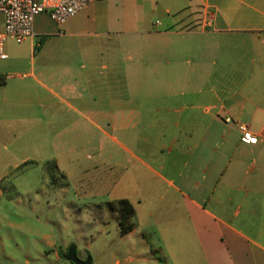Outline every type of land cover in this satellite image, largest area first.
<instances>
[{
    "label": "crops",
    "instance_id": "obj_1",
    "mask_svg": "<svg viewBox=\"0 0 264 264\" xmlns=\"http://www.w3.org/2000/svg\"><path fill=\"white\" fill-rule=\"evenodd\" d=\"M34 33L19 48L7 43L8 59L0 61V76L6 78L0 89V205L6 179L19 193L32 191L25 188L32 173L53 161L62 186H52L45 171L44 178L65 189L64 167L76 161V152L88 146L113 158L119 147L138 159L142 181L127 168L126 178L113 183L110 202L133 204L131 233L140 229L141 235L156 236L163 264H264V124L255 133L249 128L250 138L260 142L230 139L220 148L212 143L215 121L264 120V0H99L62 25L37 16ZM191 52L215 55L229 68L235 55L238 80L222 74L171 81L146 73L149 64L158 74L161 64H181L180 57ZM161 86L253 87L254 94L215 104L139 93ZM135 119L151 120L148 128L162 125L159 120H179L171 163L156 158L152 144L144 149L150 158L143 159L119 142L116 134L132 144ZM196 134V147L181 144L182 136L193 140ZM184 152L194 153L185 164L189 174L180 176L191 192H183L188 201L181 208L160 192V183L143 177L154 173L182 193L152 163L176 175ZM123 184L126 193L117 194Z\"/></svg>",
    "mask_w": 264,
    "mask_h": 264
},
{
    "label": "rangeland",
    "instance_id": "obj_2",
    "mask_svg": "<svg viewBox=\"0 0 264 264\" xmlns=\"http://www.w3.org/2000/svg\"><path fill=\"white\" fill-rule=\"evenodd\" d=\"M44 15L50 18L49 15ZM157 19L161 20V17L158 16ZM39 41L40 37H36V42ZM7 43L13 48L23 46L12 40ZM39 49L38 47L37 52ZM166 58L175 60V56ZM180 58H182L181 64L174 61L171 65L161 64L158 74L156 72L152 74V66L149 64L146 73L153 75L152 78L171 81L216 79L222 74L230 80L236 81L239 78V73L234 70L237 64L235 55H230L231 61L228 63L230 68L224 67L215 55L212 57L208 54L191 52ZM253 89V87L236 86L191 88L161 86L148 87L139 93L158 99H212V102L219 104V99L227 100L249 93L253 95ZM147 121L151 120H134L132 144L116 134L119 142L143 159L150 158L145 154L144 149H147L146 145L152 144L154 146L150 150L155 152L156 158H160L165 164L171 163V158L177 152V145L171 144V138L177 132L175 123L179 120H159L162 125L154 123V128L144 127ZM263 124L264 120L260 119L252 121L243 119L238 122L237 120L226 122L224 119L220 123L215 121L212 143L215 148H220L219 146L222 147L230 139L235 143L260 142V138L258 141H247L240 127L249 126L250 131L255 133ZM199 138L198 134L193 140L185 135L181 137L180 142L182 145L196 147ZM155 146L157 147L154 148ZM169 147L175 150L173 155L168 152ZM115 150L113 158L108 152H97L93 147L88 146L76 152V161L66 162V165L71 166L64 167L69 173L68 185L65 189H55L50 185L44 178L42 165L37 166L32 173V182L30 183L31 180L26 182L25 186L28 187L25 188H33L32 191L19 193L20 189L15 187L14 181L6 179L2 183L6 196L0 205V264H72L62 256V253L66 254L72 245L77 247L79 258L84 260L91 257L92 264H163L156 251L159 244L156 236L141 235L140 229L134 234L123 236L115 212L108 206V202L114 196L113 183L126 178L127 168L135 179L142 181L141 174H137L135 169L138 167V159L125 149L117 147ZM191 153L181 154L176 175L167 168L164 170L161 165L152 163L156 172L179 187L182 193L175 192L154 173L147 172L143 177L144 181L151 179L160 183V192L165 194L167 199L174 198L180 203L181 208H184L188 201L184 193L191 195L180 178L181 172H185V176L190 172L185 164L190 161ZM219 155L214 153V158H219ZM119 193L120 195L126 193L125 184L117 191V194ZM133 222L136 224V220Z\"/></svg>",
    "mask_w": 264,
    "mask_h": 264
},
{
    "label": "built area",
    "instance_id": "obj_3",
    "mask_svg": "<svg viewBox=\"0 0 264 264\" xmlns=\"http://www.w3.org/2000/svg\"><path fill=\"white\" fill-rule=\"evenodd\" d=\"M97 1L99 0H0V15L3 18L0 61L8 59L6 46L9 40L22 44L35 35L37 16L47 14L55 23L62 25ZM240 130L247 141H254L250 138L248 126L241 125Z\"/></svg>",
    "mask_w": 264,
    "mask_h": 264
},
{
    "label": "trees",
    "instance_id": "obj_4",
    "mask_svg": "<svg viewBox=\"0 0 264 264\" xmlns=\"http://www.w3.org/2000/svg\"><path fill=\"white\" fill-rule=\"evenodd\" d=\"M5 83H6V78L0 76V89L5 85ZM24 168L25 165L21 166V168L18 170L17 173H22L24 171ZM44 171H45V175L49 177L52 186L54 187L62 186L57 181L58 167L55 162L52 161L45 164ZM63 179H65V177H63ZM63 185L64 187H66L67 186L66 182ZM108 206L113 211L118 212V223L121 234L124 236L131 233L135 228V224L133 222L135 217V208L133 204L127 199H121L115 202H108ZM65 255L66 254L62 253L63 257H65Z\"/></svg>",
    "mask_w": 264,
    "mask_h": 264
},
{
    "label": "water",
    "instance_id": "obj_5",
    "mask_svg": "<svg viewBox=\"0 0 264 264\" xmlns=\"http://www.w3.org/2000/svg\"><path fill=\"white\" fill-rule=\"evenodd\" d=\"M66 260L71 262L72 264H92V258L88 257L85 260L79 258L77 254V247L75 245H72L66 255H65Z\"/></svg>",
    "mask_w": 264,
    "mask_h": 264
},
{
    "label": "flooded vegetation",
    "instance_id": "obj_6",
    "mask_svg": "<svg viewBox=\"0 0 264 264\" xmlns=\"http://www.w3.org/2000/svg\"><path fill=\"white\" fill-rule=\"evenodd\" d=\"M85 259H86V258H85ZM85 259H84V260H85Z\"/></svg>",
    "mask_w": 264,
    "mask_h": 264
}]
</instances>
